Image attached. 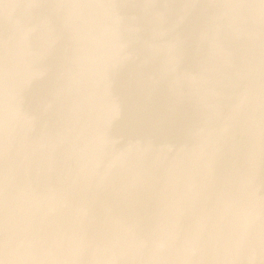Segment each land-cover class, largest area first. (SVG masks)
<instances>
[{
  "label": "clouds",
  "instance_id": "clouds-1",
  "mask_svg": "<svg viewBox=\"0 0 264 264\" xmlns=\"http://www.w3.org/2000/svg\"><path fill=\"white\" fill-rule=\"evenodd\" d=\"M0 264H264V0H0Z\"/></svg>",
  "mask_w": 264,
  "mask_h": 264
}]
</instances>
